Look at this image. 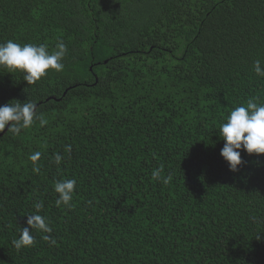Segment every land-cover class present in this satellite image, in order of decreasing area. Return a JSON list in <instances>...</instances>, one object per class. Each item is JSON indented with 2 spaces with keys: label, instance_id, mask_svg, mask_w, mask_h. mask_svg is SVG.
Segmentation results:
<instances>
[{
  "label": "trees",
  "instance_id": "1",
  "mask_svg": "<svg viewBox=\"0 0 264 264\" xmlns=\"http://www.w3.org/2000/svg\"><path fill=\"white\" fill-rule=\"evenodd\" d=\"M8 40L67 52L34 84L0 67V106L46 121L0 135V264H264V154L230 171L218 135L264 103V0H0ZM38 202L52 232L17 250Z\"/></svg>",
  "mask_w": 264,
  "mask_h": 264
},
{
  "label": "clouds",
  "instance_id": "2",
  "mask_svg": "<svg viewBox=\"0 0 264 264\" xmlns=\"http://www.w3.org/2000/svg\"><path fill=\"white\" fill-rule=\"evenodd\" d=\"M66 52L67 46L62 41L57 43L56 50L50 52L45 44H19L8 40L0 43V67L8 69L10 73L19 70L23 73V80L27 84H34L46 75L49 69L62 71L64 68L62 60ZM254 70L256 75L264 77V66L261 65V61H255ZM37 119L40 120L41 125L46 123L38 115L37 104L34 101L12 100L0 106V132H4L7 128V132L19 135L23 129L31 127ZM218 135L224 141L220 155L228 163L230 171H238L243 163L241 150L249 155L264 154V103H258L257 98L253 97L247 100L246 104L233 108L227 115L226 121L220 124ZM65 151L70 153L71 146H66ZM40 157L39 151L29 157L33 162L35 173L40 171L36 163ZM62 159L59 154L55 156L57 164ZM152 177L161 178V170H154ZM164 182L167 183V179ZM76 184L75 179H63L55 183L54 191L58 193L57 206H71ZM35 208L34 214L27 215V227H23L19 238L12 242L17 250L34 244L35 237L32 235L34 229L43 233L52 232L47 218L39 214L43 204L38 202ZM44 239L55 244V240L48 235L44 236Z\"/></svg>",
  "mask_w": 264,
  "mask_h": 264
},
{
  "label": "water",
  "instance_id": "3",
  "mask_svg": "<svg viewBox=\"0 0 264 264\" xmlns=\"http://www.w3.org/2000/svg\"><path fill=\"white\" fill-rule=\"evenodd\" d=\"M6 130H7V128H5V131H6ZM5 131H4V132H5ZM4 132H1L0 135H2Z\"/></svg>",
  "mask_w": 264,
  "mask_h": 264
}]
</instances>
